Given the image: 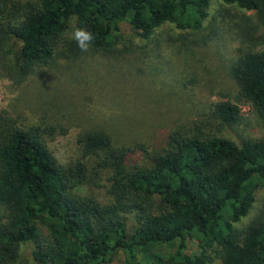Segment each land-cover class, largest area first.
<instances>
[{
    "label": "trees",
    "instance_id": "16d2710c",
    "mask_svg": "<svg viewBox=\"0 0 264 264\" xmlns=\"http://www.w3.org/2000/svg\"><path fill=\"white\" fill-rule=\"evenodd\" d=\"M217 1L264 24V0ZM210 2L0 0V59L22 79L72 51L74 27L92 32L90 46L106 51L123 37L122 21L146 41L167 23L195 34ZM229 71L236 95L212 102V113L233 124L247 104L264 127V47L240 52ZM49 127L20 126L0 112V264H21L23 244L37 264H110L118 252L121 264H264V208L236 226L264 188V135L236 142L193 124L170 130L158 148L129 162L127 147L91 129L78 142L94 174L105 175L109 200L100 202L77 191L88 180L84 161L54 158L44 139Z\"/></svg>",
    "mask_w": 264,
    "mask_h": 264
},
{
    "label": "rangeland",
    "instance_id": "374dc122",
    "mask_svg": "<svg viewBox=\"0 0 264 264\" xmlns=\"http://www.w3.org/2000/svg\"><path fill=\"white\" fill-rule=\"evenodd\" d=\"M224 8L211 0L200 31L186 34L167 23L148 41L122 21L123 37L112 51L90 46L83 52L76 44L22 79L0 59V112L20 126L51 125L44 136L50 152L62 165L84 161L88 180L77 191L100 202L109 200L105 175L94 174L92 156L78 142L91 129H102L127 147L129 162L158 148L170 130L193 124L236 142L262 136L264 127L247 104L239 105L241 118L233 124L221 123L212 113V102L236 95L237 84L229 73L232 60L244 50L264 47V24L255 21L251 11ZM263 208L264 188L258 187L237 228ZM125 216L130 232L132 213ZM19 252L21 264H37L28 244ZM122 258L118 252L110 264H121Z\"/></svg>",
    "mask_w": 264,
    "mask_h": 264
},
{
    "label": "clouds",
    "instance_id": "9594fccd",
    "mask_svg": "<svg viewBox=\"0 0 264 264\" xmlns=\"http://www.w3.org/2000/svg\"><path fill=\"white\" fill-rule=\"evenodd\" d=\"M71 38L76 41L77 47L83 52L89 50L91 43L95 39L92 32L82 27H74L71 33Z\"/></svg>",
    "mask_w": 264,
    "mask_h": 264
}]
</instances>
